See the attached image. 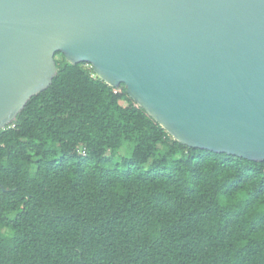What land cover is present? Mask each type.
<instances>
[{"label":"trees","instance_id":"1","mask_svg":"<svg viewBox=\"0 0 264 264\" xmlns=\"http://www.w3.org/2000/svg\"><path fill=\"white\" fill-rule=\"evenodd\" d=\"M55 61L0 130V264H264V161L184 145Z\"/></svg>","mask_w":264,"mask_h":264},{"label":"water","instance_id":"2","mask_svg":"<svg viewBox=\"0 0 264 264\" xmlns=\"http://www.w3.org/2000/svg\"><path fill=\"white\" fill-rule=\"evenodd\" d=\"M58 51L182 144L264 161V0H0V130Z\"/></svg>","mask_w":264,"mask_h":264},{"label":"rangeland","instance_id":"3","mask_svg":"<svg viewBox=\"0 0 264 264\" xmlns=\"http://www.w3.org/2000/svg\"><path fill=\"white\" fill-rule=\"evenodd\" d=\"M123 154H125L127 157H130V149H129V151H126V152H123V151H121L120 152V155H123ZM117 159H119V158H117Z\"/></svg>","mask_w":264,"mask_h":264}]
</instances>
